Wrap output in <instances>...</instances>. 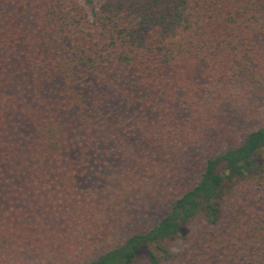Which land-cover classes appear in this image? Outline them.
Masks as SVG:
<instances>
[{
    "label": "trees",
    "instance_id": "16d2710c",
    "mask_svg": "<svg viewBox=\"0 0 264 264\" xmlns=\"http://www.w3.org/2000/svg\"><path fill=\"white\" fill-rule=\"evenodd\" d=\"M263 85L264 0H0V264H264Z\"/></svg>",
    "mask_w": 264,
    "mask_h": 264
},
{
    "label": "rangeland",
    "instance_id": "374dc122",
    "mask_svg": "<svg viewBox=\"0 0 264 264\" xmlns=\"http://www.w3.org/2000/svg\"><path fill=\"white\" fill-rule=\"evenodd\" d=\"M80 3L84 4V0H80ZM231 107L242 117V127H240L242 130L251 128V126L264 125V85L262 89L256 90L255 94H250L248 99H243L238 103L232 102ZM154 201L148 211L139 215V221L144 228L156 223L168 208L169 199L167 197L161 196Z\"/></svg>",
    "mask_w": 264,
    "mask_h": 264
}]
</instances>
